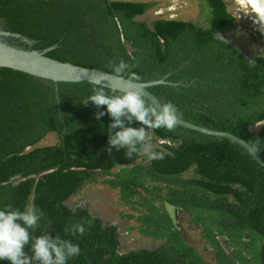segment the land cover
<instances>
[{
	"label": "trees",
	"instance_id": "1",
	"mask_svg": "<svg viewBox=\"0 0 264 264\" xmlns=\"http://www.w3.org/2000/svg\"><path fill=\"white\" fill-rule=\"evenodd\" d=\"M202 1L213 9L210 27L139 20L156 3L137 0H0V21L33 41L22 43L25 48L55 45L47 53L54 59L110 73L124 60L138 81L166 77L178 85L149 89L161 102L176 104L181 119L231 132L264 160V56L253 66L221 39L236 21L225 0ZM94 86L60 82L57 90L53 81L0 68V206L41 209L35 235L51 232L80 245L68 264H209L188 243L169 206L203 230L215 264H264V167L232 140L180 125L150 130L163 159L128 158L124 149L109 155L110 117L97 120L103 109L83 103ZM48 135L58 142L40 145ZM96 183L118 189L121 204L139 211L121 215L138 223L129 230L160 241L157 249L122 252L116 226L67 204ZM77 223L84 224L83 235L65 231Z\"/></svg>",
	"mask_w": 264,
	"mask_h": 264
},
{
	"label": "clouds",
	"instance_id": "2",
	"mask_svg": "<svg viewBox=\"0 0 264 264\" xmlns=\"http://www.w3.org/2000/svg\"><path fill=\"white\" fill-rule=\"evenodd\" d=\"M207 11L211 15L213 9L209 6ZM252 12L256 14V22L264 28V0H258ZM250 64L254 66V62ZM130 69L131 66L124 60L114 63L113 79L119 80L127 75L129 82L140 80L141 77ZM95 85L83 103L87 105L92 102L98 109H103L95 113L97 120L104 115L110 117L107 128L108 154L111 155L113 149H124V155L128 158L145 155L149 159H163L164 154L156 150L149 132L161 128L175 129L183 115L177 105L171 101L157 103L150 100L138 87L106 90L100 80ZM133 122H138L140 126H132ZM43 217V211L32 205L25 206L23 210L11 204L0 206V262L68 264L70 259L80 255L79 243L51 232L34 234ZM65 231L83 235L86 228L84 224L77 223Z\"/></svg>",
	"mask_w": 264,
	"mask_h": 264
},
{
	"label": "rangeland",
	"instance_id": "3",
	"mask_svg": "<svg viewBox=\"0 0 264 264\" xmlns=\"http://www.w3.org/2000/svg\"><path fill=\"white\" fill-rule=\"evenodd\" d=\"M155 2L156 5L141 15L138 19L150 23L160 17L168 19H183L202 25L207 17V6L202 0H137ZM228 10L236 17L232 29L224 37L233 41L250 58L257 55L264 56V31L256 22L253 8L245 0H225ZM163 141H160L161 143ZM153 144H158L152 141ZM53 145V144H50ZM148 162V161H146ZM120 168L115 169L118 171ZM102 179V178H101ZM67 204L72 208L82 207L103 220L106 225H114L119 230L122 242L121 250L126 252L140 248L157 249L160 241H155L140 234L138 229L129 230L138 226L135 220H130L121 215L122 212L139 214L131 206L122 205L118 189H113L107 184H86L79 193L70 197ZM140 208L139 206H137ZM169 210L176 214L175 221L189 244L202 254L209 264H215L213 249L207 248L203 238V230L196 227L189 216L182 210L169 206ZM226 247V246H225Z\"/></svg>",
	"mask_w": 264,
	"mask_h": 264
},
{
	"label": "water",
	"instance_id": "4",
	"mask_svg": "<svg viewBox=\"0 0 264 264\" xmlns=\"http://www.w3.org/2000/svg\"><path fill=\"white\" fill-rule=\"evenodd\" d=\"M1 23L0 21V24ZM221 39L227 40V38L222 35ZM22 43H27L29 46H32L33 41L22 34L4 29L1 24L0 68H11L28 73L36 78L53 81L56 84L57 90L60 82H88L95 84L97 80H100L102 86L110 90L127 89L129 87L141 88L150 100H155L157 103H160L161 101L149 88L158 84L178 85L177 83L168 81L166 77L159 80L144 82H129L127 75L119 80L113 79V73L102 69L83 67L71 62H63L49 57L47 53L56 48L55 45L44 50H38L32 49L31 47L25 48ZM234 46L243 53L238 45L234 44ZM178 125L217 138H228L245 148L249 154L264 167V160L259 156L255 148L249 142L231 132L211 129L184 119H180ZM57 142L58 138L56 135H48L40 145L56 144ZM172 216L174 217L173 212ZM174 218H176V214Z\"/></svg>",
	"mask_w": 264,
	"mask_h": 264
},
{
	"label": "flooded vegetation",
	"instance_id": "5",
	"mask_svg": "<svg viewBox=\"0 0 264 264\" xmlns=\"http://www.w3.org/2000/svg\"><path fill=\"white\" fill-rule=\"evenodd\" d=\"M2 24V23H1ZM1 24H0V27H1ZM202 26H204V27H210V23H209V21L207 20V17L205 18V21L202 23ZM232 29V27L231 28H229V29H225L224 31H222L221 33H220V37H221V35L222 36H224L225 35V33L226 32H228V31H230ZM226 38V37H225ZM229 40V42H232V43H234L233 41H231L230 39H228L227 38V41ZM235 44V43H234ZM235 47V46H234ZM242 53V52H241ZM243 54H245L244 52H243ZM245 56H246V58H247V60H249V61H253V59L255 58V57H257V56H254L253 58H250V57H248L246 54H245Z\"/></svg>",
	"mask_w": 264,
	"mask_h": 264
},
{
	"label": "bare ground",
	"instance_id": "6",
	"mask_svg": "<svg viewBox=\"0 0 264 264\" xmlns=\"http://www.w3.org/2000/svg\"><path fill=\"white\" fill-rule=\"evenodd\" d=\"M246 3H248L252 8L256 5H258V0H245ZM264 31V28H263Z\"/></svg>",
	"mask_w": 264,
	"mask_h": 264
},
{
	"label": "built area",
	"instance_id": "7",
	"mask_svg": "<svg viewBox=\"0 0 264 264\" xmlns=\"http://www.w3.org/2000/svg\"><path fill=\"white\" fill-rule=\"evenodd\" d=\"M162 143V142H161Z\"/></svg>",
	"mask_w": 264,
	"mask_h": 264
}]
</instances>
